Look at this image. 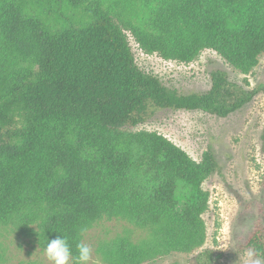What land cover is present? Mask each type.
I'll use <instances>...</instances> for the list:
<instances>
[{
  "label": "trees",
  "instance_id": "1",
  "mask_svg": "<svg viewBox=\"0 0 264 264\" xmlns=\"http://www.w3.org/2000/svg\"><path fill=\"white\" fill-rule=\"evenodd\" d=\"M125 30L164 59L211 49L246 74L264 52V0H0V226L41 248L66 237L73 264L81 229L103 218L145 230L102 241L105 264L201 247L213 153L196 161L156 131L125 126L157 108L226 116L264 89L214 70L206 92L180 94L136 64ZM245 247L264 264V225Z\"/></svg>",
  "mask_w": 264,
  "mask_h": 264
},
{
  "label": "rangeland",
  "instance_id": "2",
  "mask_svg": "<svg viewBox=\"0 0 264 264\" xmlns=\"http://www.w3.org/2000/svg\"><path fill=\"white\" fill-rule=\"evenodd\" d=\"M136 64L157 76L180 94L206 92L211 73L222 70L228 79L245 89L264 85V52L246 74L234 69L215 51L203 50L194 60L180 62L144 51L129 30H125ZM128 130L156 131L199 161L210 150L217 162L202 187L209 193V206L203 214L206 239L190 252H176L140 264H198L200 252L209 255L205 264H262L245 247V240L259 222L264 225V89L237 110L219 116L194 109L157 108L141 123ZM134 239L145 234L125 219L103 218L83 234L92 248L89 264H105L98 245L123 232ZM0 264H52L33 240L11 225L0 226ZM69 264H73L70 259Z\"/></svg>",
  "mask_w": 264,
  "mask_h": 264
},
{
  "label": "clouds",
  "instance_id": "3",
  "mask_svg": "<svg viewBox=\"0 0 264 264\" xmlns=\"http://www.w3.org/2000/svg\"><path fill=\"white\" fill-rule=\"evenodd\" d=\"M85 231L86 229H81L82 233ZM44 253L52 264H69L70 259L73 258L71 246L67 238L62 235L51 240L47 238ZM76 253L75 264H89L92 260V248L82 240L76 244Z\"/></svg>",
  "mask_w": 264,
  "mask_h": 264
}]
</instances>
